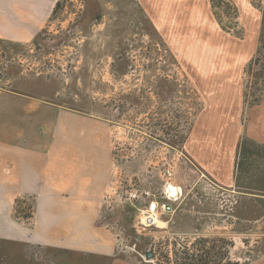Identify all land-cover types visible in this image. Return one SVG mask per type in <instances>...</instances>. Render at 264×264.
<instances>
[{"label": "rangeland", "instance_id": "1", "mask_svg": "<svg viewBox=\"0 0 264 264\" xmlns=\"http://www.w3.org/2000/svg\"><path fill=\"white\" fill-rule=\"evenodd\" d=\"M145 1L152 10L143 0H0V92H51L102 124L112 168L98 225L111 230L119 253L138 252L144 259L149 251L153 258L145 264H176L182 249L198 255L197 241L208 240L209 248L218 240L217 262L248 264L264 255V231L238 221V188L212 190L195 180L187 190L211 191L207 213L187 207L178 216L175 205L165 216V231H136L139 213L132 205L138 209L141 202H130L128 195L148 192L158 198L165 183L177 184L181 170L191 168L182 144L213 90L196 88L190 71L209 63L213 53L216 64L228 61L241 74L240 116L246 120L264 91L263 65L246 71L263 43L264 0H213L214 11L210 0ZM149 11L163 21L161 27ZM262 151L241 158L244 179L250 181L258 166L249 157ZM181 191L180 200L187 201L191 194ZM17 201L11 217L27 232L13 242L0 238V264H63L64 252L55 258L33 242L32 201ZM259 223L264 226V219ZM90 258L86 264H93ZM72 264H83V256Z\"/></svg>", "mask_w": 264, "mask_h": 264}, {"label": "crops", "instance_id": "2", "mask_svg": "<svg viewBox=\"0 0 264 264\" xmlns=\"http://www.w3.org/2000/svg\"><path fill=\"white\" fill-rule=\"evenodd\" d=\"M143 3L152 10L147 1ZM149 14L152 23L158 27L164 24L154 12ZM215 57L213 53L210 64L191 66L196 88L213 91L182 144L191 168L182 169L181 179L172 184L191 197L171 205L173 211L176 205L178 216L187 207L207 213L213 199L212 195L207 197L211 191L205 187L206 193L201 195L199 189L187 190L195 180L230 193L238 188L241 192L234 213L238 221L255 224L251 230L261 226L264 231L263 224H258L264 219V91L242 122L241 74L228 61L216 64ZM226 57L229 55L224 53ZM243 139L263 150L262 155L249 157L258 164L250 181L243 178V165L236 167L238 145ZM111 168L100 122L58 102L51 92L34 91L30 96L24 91L0 92V238L8 242L20 235L24 238L27 228L11 214L18 199L28 198L33 205L28 223L33 226V242L52 251L49 255L55 258L64 252L59 259L63 264H72L82 256L83 264L87 257H93V264H145L146 252L144 259L138 252L128 256L119 253L111 230L98 225L103 211L99 202L105 196ZM163 219L156 230L167 229L169 220ZM248 264H264V255Z\"/></svg>", "mask_w": 264, "mask_h": 264}, {"label": "built area", "instance_id": "3", "mask_svg": "<svg viewBox=\"0 0 264 264\" xmlns=\"http://www.w3.org/2000/svg\"><path fill=\"white\" fill-rule=\"evenodd\" d=\"M166 176L169 178L171 173L166 171ZM172 186L175 189L172 195L169 187ZM182 195L181 188L173 186L171 183H165L158 198L150 196L148 192L138 194L137 191H133L128 195V200L140 201V207L138 210V219H136L135 229L145 230L151 228H158V224L162 218L173 213L172 203L177 202Z\"/></svg>", "mask_w": 264, "mask_h": 264}, {"label": "trees", "instance_id": "4", "mask_svg": "<svg viewBox=\"0 0 264 264\" xmlns=\"http://www.w3.org/2000/svg\"><path fill=\"white\" fill-rule=\"evenodd\" d=\"M210 4H211V8L213 10L214 9L213 0H210ZM220 29L222 31H224L222 28H220ZM34 42H37V38L34 39ZM261 51H264V39H263V43L259 47L256 54L249 61L247 68H246V71H248V72L252 71L253 67L256 65H263V67H264V62L262 60H260L261 58H263V60H264V54L262 55ZM261 72H262V70L259 71L258 75H260ZM262 92H263V89L259 90V96H258L259 98L254 101V104H257L260 101V99H261L260 96L262 95ZM248 144L253 145V147H254L253 151H250V149L247 147ZM259 151H260V148H258L254 142L243 139L238 145V156H237V161H236V167L237 168L242 167L243 164H240L241 158H244L246 155H249V154H252V155L253 154H259ZM239 157H240V159H239ZM238 159H239V162H238ZM17 204H18V201L15 202V205H17ZM216 241H218V240H216ZM216 241H214V242L211 241L210 242L211 247L209 246V248H206V245H208V243H209L208 240L201 239V240L197 241V243L199 244V247L201 248L199 250V253L200 252L201 253L200 254L198 253V255L192 253L188 249H182L181 256H179L177 258L176 264H215V263L220 264L219 262H217V259L222 260V257H218V255L215 256V254H217V252L215 251L216 247L214 245V243ZM213 257H215V260H216L215 262H213V259H212ZM227 264H235V263L229 262Z\"/></svg>", "mask_w": 264, "mask_h": 264}, {"label": "water", "instance_id": "5", "mask_svg": "<svg viewBox=\"0 0 264 264\" xmlns=\"http://www.w3.org/2000/svg\"><path fill=\"white\" fill-rule=\"evenodd\" d=\"M145 258H146L147 260L152 259V258H153V254H152L151 252L147 251V252L145 253Z\"/></svg>", "mask_w": 264, "mask_h": 264}, {"label": "bare ground", "instance_id": "6", "mask_svg": "<svg viewBox=\"0 0 264 264\" xmlns=\"http://www.w3.org/2000/svg\"><path fill=\"white\" fill-rule=\"evenodd\" d=\"M169 190H170L171 194L173 195L174 192H175V189H174L172 186H170V187H169Z\"/></svg>", "mask_w": 264, "mask_h": 264}]
</instances>
